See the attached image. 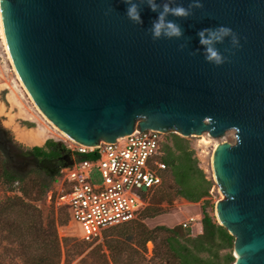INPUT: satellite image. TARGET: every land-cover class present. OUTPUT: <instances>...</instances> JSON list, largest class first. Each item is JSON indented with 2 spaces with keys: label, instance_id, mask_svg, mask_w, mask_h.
I'll return each mask as SVG.
<instances>
[{
  "label": "water",
  "instance_id": "obj_1",
  "mask_svg": "<svg viewBox=\"0 0 264 264\" xmlns=\"http://www.w3.org/2000/svg\"><path fill=\"white\" fill-rule=\"evenodd\" d=\"M143 24L131 22L124 0H0L13 65L29 95L78 143L113 142L135 128L186 137H218L214 180L224 195L217 221L234 237L232 264H264V0H147ZM190 6L168 14L179 38L153 41L149 30L162 5ZM219 25L239 37L215 47L227 60H204L197 32ZM136 119L138 123H136ZM136 125V127H135Z\"/></svg>",
  "mask_w": 264,
  "mask_h": 264
},
{
  "label": "trees",
  "instance_id": "obj_2",
  "mask_svg": "<svg viewBox=\"0 0 264 264\" xmlns=\"http://www.w3.org/2000/svg\"><path fill=\"white\" fill-rule=\"evenodd\" d=\"M161 149L159 157L166 167L148 205L136 218L102 230L106 253H100L99 244L89 254L97 253L99 264H142L146 243L151 241V264H232L234 237L213 219L206 205L201 206V230L195 235L181 223L149 227L144 222L163 213L161 205L176 198L199 201L209 195L213 184L184 137L170 133ZM77 154L52 138L25 146L0 123V187L6 191L0 197V264H60L63 259L69 264L90 245L69 208L53 204L57 195H52L47 213L39 205L60 182L61 168Z\"/></svg>",
  "mask_w": 264,
  "mask_h": 264
},
{
  "label": "built area",
  "instance_id": "obj_3",
  "mask_svg": "<svg viewBox=\"0 0 264 264\" xmlns=\"http://www.w3.org/2000/svg\"><path fill=\"white\" fill-rule=\"evenodd\" d=\"M165 132L137 129L113 142L67 145L78 153L69 166L61 168L64 190L56 204L66 205L90 241L108 227L136 218L148 205L152 190L161 183L166 165L160 160ZM98 174L99 180L92 177ZM195 217L181 222L191 227ZM146 249L152 251L151 241Z\"/></svg>",
  "mask_w": 264,
  "mask_h": 264
},
{
  "label": "rangeland",
  "instance_id": "obj_4",
  "mask_svg": "<svg viewBox=\"0 0 264 264\" xmlns=\"http://www.w3.org/2000/svg\"><path fill=\"white\" fill-rule=\"evenodd\" d=\"M138 120L139 119H136V123H138ZM0 123L11 131L12 136L15 140L19 141L25 146L31 147L33 145H36L35 143L27 140L28 136H22L21 138L23 141L29 143L30 145H26L25 143L20 141V134L25 130L27 131V129L33 130L29 133V135L35 136V134H37L38 132H42L44 134L45 139L52 138L54 140L62 141L67 145L72 144V141L70 139L64 137L63 135L55 131L34 107L31 99L29 98V95L20 85L19 80L17 79L13 70V67L7 58L1 36ZM176 132L177 131L174 129L165 130V140L169 142L170 133ZM184 138L188 141L190 148L193 150L194 156L197 158L198 165L203 169L206 177L212 180L213 182L209 190V195L200 199L197 202H187L182 198H176L170 204L163 203L161 206L164 208V212L155 217L145 219L144 222L149 227H152L158 223H163L169 227H173L176 224L181 223L182 221L187 219L189 216H194L196 222L192 223L191 227L189 228V232L191 235H195L198 233V229H200L201 225L202 205L207 206L206 208L209 214L213 217L216 222H218L215 216L214 204L217 200L223 199L224 195L220 192V189L214 180V175L211 166V156L214 151V144H219L222 142L234 143L235 135L234 130L229 129L218 137H212L208 133H201L192 134ZM92 179L94 182H97L99 180L98 174L95 173ZM63 190L64 186L61 184V181L53 185L52 189L39 203L44 213H47V210L52 202V195H58ZM5 192V189L3 187H0V197H2ZM53 204L56 206V201L53 200ZM106 234H110V231H107ZM103 236L104 233L103 231H101L99 235L94 237L92 240L88 241L90 242V245L83 251L82 254L74 258L69 264H77L79 260L84 257V262L79 264H99V262L96 260V256L98 254L94 251L91 252V254H89V252L92 251L93 247L100 244L102 245L100 247V253H106L105 246L103 245ZM231 253L234 256L232 249ZM151 254L152 251L149 253L146 249L144 254L145 259L142 261V264H151V260H149ZM60 264H64V259L61 261Z\"/></svg>",
  "mask_w": 264,
  "mask_h": 264
},
{
  "label": "clouds",
  "instance_id": "obj_5",
  "mask_svg": "<svg viewBox=\"0 0 264 264\" xmlns=\"http://www.w3.org/2000/svg\"><path fill=\"white\" fill-rule=\"evenodd\" d=\"M124 3L127 5L125 13L127 18L135 24H143L138 5L133 3L132 0H124ZM147 3L153 12H156L157 8L161 7L155 0H147ZM192 6L202 7V4L199 0H196V3ZM190 7L185 8L182 5L170 7L168 3H164L162 11L157 14V18L152 22L149 30L151 39L156 41L161 38L172 39L181 37L183 35L181 26L172 21H167L166 16L170 13L175 16L187 17L190 15ZM197 36L203 49L204 60L216 66L222 65L227 60V56L223 55L215 47L217 43H222L225 38H229L234 49L240 47L238 35L225 25H219L215 28H203L197 32Z\"/></svg>",
  "mask_w": 264,
  "mask_h": 264
},
{
  "label": "bare ground",
  "instance_id": "obj_6",
  "mask_svg": "<svg viewBox=\"0 0 264 264\" xmlns=\"http://www.w3.org/2000/svg\"><path fill=\"white\" fill-rule=\"evenodd\" d=\"M0 36H1V39H2V43L4 45V49H5V52H6V55H7V58L8 60L10 61L12 67H13V70L15 72V75L17 77V79L19 80V83L20 85L24 88L25 92H27V94L29 95L26 87L24 86L23 82L21 81L14 65H13V62L11 60V57H10V53H9V50H8V47H7V44H6V39H5V34H4V30H3V25H2V20H1V15H0ZM29 98L31 99L34 107L37 109L38 113L51 125V127L57 131L59 134L63 135L64 137L70 139L71 141H74V142H77L75 139H73L72 137H70L67 133H65L63 130H61L59 127H57L52 121H50L43 113L42 111L37 107V105L35 104V102L33 101V99L31 98V96L29 95ZM136 127V125H135ZM43 137H44V134L42 132H38L37 134H35V136L29 138V141L31 142H36V143H39L43 140ZM205 140V139H204ZM206 141V140H205ZM207 142V141H206ZM217 146V144H214V149L215 147ZM213 155V154H212ZM211 166H212V156H211ZM212 172H213V169H212ZM216 216V214H215Z\"/></svg>",
  "mask_w": 264,
  "mask_h": 264
},
{
  "label": "crops",
  "instance_id": "obj_7",
  "mask_svg": "<svg viewBox=\"0 0 264 264\" xmlns=\"http://www.w3.org/2000/svg\"><path fill=\"white\" fill-rule=\"evenodd\" d=\"M34 130H35V129H34ZM32 131H33V130H30V129H27V131H26V130L23 131V132L20 134V141L23 142V143H25L26 145H30L29 143L23 141L21 137H22V136H23V137H27V136H28V139H27V140H29V138L33 137V135H29V133L32 132ZM44 141H45V137H43V140H42L41 142H39V143L33 142V143H35L36 145H41V144H43ZM200 230H201V225H200V229H198V232H200Z\"/></svg>",
  "mask_w": 264,
  "mask_h": 264
}]
</instances>
